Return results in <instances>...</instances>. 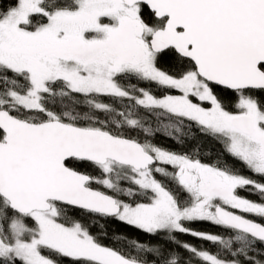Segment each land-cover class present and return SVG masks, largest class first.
Instances as JSON below:
<instances>
[{"label":"snow or ice","instance_id":"obj_1","mask_svg":"<svg viewBox=\"0 0 264 264\" xmlns=\"http://www.w3.org/2000/svg\"><path fill=\"white\" fill-rule=\"evenodd\" d=\"M0 264H264V0H0Z\"/></svg>","mask_w":264,"mask_h":264},{"label":"trees","instance_id":"obj_2","mask_svg":"<svg viewBox=\"0 0 264 264\" xmlns=\"http://www.w3.org/2000/svg\"><path fill=\"white\" fill-rule=\"evenodd\" d=\"M201 144H202L201 150L205 151V152L211 151L215 147V145L209 141H203V142H201Z\"/></svg>","mask_w":264,"mask_h":264}]
</instances>
